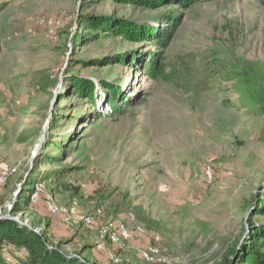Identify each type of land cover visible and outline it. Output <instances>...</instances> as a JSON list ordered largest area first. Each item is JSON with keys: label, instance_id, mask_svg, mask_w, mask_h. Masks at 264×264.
<instances>
[{"label": "rangeland", "instance_id": "1", "mask_svg": "<svg viewBox=\"0 0 264 264\" xmlns=\"http://www.w3.org/2000/svg\"><path fill=\"white\" fill-rule=\"evenodd\" d=\"M80 9L167 29L165 78L91 66L122 50L157 53L144 44L102 36L72 55ZM167 11L0 0V220L94 264H222L249 237L247 207L264 195V114L244 88L264 91V11L258 0L203 1L166 28ZM66 68L92 84L96 106L74 94ZM30 174V205L10 216Z\"/></svg>", "mask_w": 264, "mask_h": 264}, {"label": "trees", "instance_id": "2", "mask_svg": "<svg viewBox=\"0 0 264 264\" xmlns=\"http://www.w3.org/2000/svg\"><path fill=\"white\" fill-rule=\"evenodd\" d=\"M120 2L133 7H138L147 10H158L165 8L167 13L161 17L162 21L167 23V27L174 28L180 22L179 10L187 9L193 5L209 0H112ZM261 9L264 11V0H258ZM82 9L79 10L76 16L77 29L71 35L68 44L70 45L71 54L80 46H84L90 41L98 40L102 36L119 38L127 44L145 45L156 48L157 53L148 52L145 54H135L130 51H120L117 55L105 60L95 61L91 66H106L110 64L125 63L135 68V73H146L145 76L151 80L159 81L165 78V68L161 64L162 59L158 53L162 50V45L169 34L168 30H161L157 27H152L147 24H140L133 21H125L114 19L113 17L105 16H90L81 14ZM167 34V35H166ZM157 54V55H156ZM83 68L88 67V63H80ZM143 65V66H142ZM144 68V69H142ZM69 69L66 68L65 75L67 81L71 84V88L75 95L81 98H89L90 104L96 106L95 100L92 99V84L84 80L68 74ZM101 82V81H100ZM104 94H110L112 87L101 84ZM88 90V95H85V90ZM244 96L248 97L251 102L259 105L260 111L264 114V91L253 90L248 83L245 84ZM110 102H113V97H108ZM119 113L121 112L118 111ZM100 114L97 113V116ZM59 146L60 143H53ZM58 148V147H55ZM68 170V169H67ZM61 172L55 174H48L53 177L61 175ZM33 176L31 174L24 181L21 193L12 205L10 216H16L23 212L25 208L30 205V194L32 193V186L34 185ZM58 180V179H56ZM260 193V192H259ZM254 195L251 203L247 207L252 209L247 217V227L251 229L250 235L245 241L236 248L231 249V258L225 257L222 264H264V221L260 223L255 222V217L264 216V195ZM62 242L55 245L49 244L46 235L35 232L34 228L18 224L15 221L8 219L0 220V264H94L81 258V253L77 256H70L62 249ZM16 253L19 257L9 261L6 258L7 253ZM240 253L235 257L236 253ZM242 252V253H241ZM235 258V260H233Z\"/></svg>", "mask_w": 264, "mask_h": 264}, {"label": "bare ground", "instance_id": "3", "mask_svg": "<svg viewBox=\"0 0 264 264\" xmlns=\"http://www.w3.org/2000/svg\"><path fill=\"white\" fill-rule=\"evenodd\" d=\"M5 165V164H4ZM2 166V165H1ZM4 168V167H3ZM3 168L2 169H0L2 172H0L1 173V175H0V184H3V183H5V179H6V176H7V173L3 170ZM9 170V169H8ZM7 171V170H6ZM9 176V175H8ZM8 179V178H7ZM4 186V185H3ZM36 188H35V191H34V193L32 194V198H31V200H34L35 198H36V196H37V193L39 192V189H38V187L37 186H35ZM54 208V209H53ZM56 207H51V210H53L54 212H55V210L56 211H62V212H64V213H66V211H64V210H62V209H55ZM102 233L103 234H105L107 237H109L110 239H114L115 238V236L113 235V234H111L110 233V231L108 230V229H106V228H104V229H102Z\"/></svg>", "mask_w": 264, "mask_h": 264}]
</instances>
